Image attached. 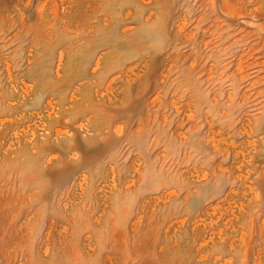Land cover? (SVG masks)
I'll return each instance as SVG.
<instances>
[{"label": "rangeland", "instance_id": "374dc122", "mask_svg": "<svg viewBox=\"0 0 264 264\" xmlns=\"http://www.w3.org/2000/svg\"><path fill=\"white\" fill-rule=\"evenodd\" d=\"M0 264H264V0H0Z\"/></svg>", "mask_w": 264, "mask_h": 264}]
</instances>
